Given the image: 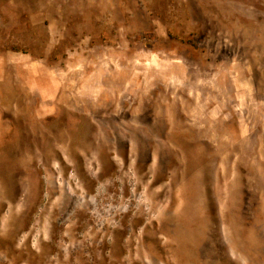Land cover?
<instances>
[{
  "label": "rangeland",
  "instance_id": "rangeland-1",
  "mask_svg": "<svg viewBox=\"0 0 264 264\" xmlns=\"http://www.w3.org/2000/svg\"><path fill=\"white\" fill-rule=\"evenodd\" d=\"M0 264H264V0H0Z\"/></svg>",
  "mask_w": 264,
  "mask_h": 264
}]
</instances>
